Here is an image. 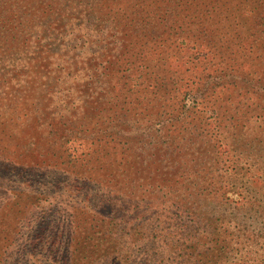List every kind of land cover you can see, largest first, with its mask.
<instances>
[{"label": "trees", "instance_id": "trees-1", "mask_svg": "<svg viewBox=\"0 0 264 264\" xmlns=\"http://www.w3.org/2000/svg\"><path fill=\"white\" fill-rule=\"evenodd\" d=\"M252 1L0 0V61H8L0 68L46 74L45 82L57 83L51 74L61 73L63 64L54 61L66 48L82 72V131L99 111L90 107L96 105L89 103L96 92L92 84L99 92L116 80L129 98L125 111L135 114L119 124H94L103 141L82 144V184L66 186L63 195L56 172L43 182L35 179L42 171L32 169L27 157L5 162L0 264H226L238 238L243 244L261 235L264 140L255 134L264 131V119L257 126L253 109L243 110L240 133L238 123L215 118L211 128L217 133L206 138L210 127L194 122L187 103L175 114L169 106L181 92L201 99L212 88L219 97L235 85L217 79L221 72L238 76V10ZM256 3L250 27L262 34L264 0ZM257 56L263 74L258 79L264 80V57ZM184 62V71L176 73ZM52 93H38L35 106H48L40 101L54 99ZM161 115L164 127L153 130ZM228 122L246 137L249 153L243 159L254 169L240 186L254 194L244 203L224 201L223 156L208 154L218 138L231 145ZM140 123L154 132L152 138ZM230 133L235 136L232 128ZM69 190L81 191L82 200ZM239 206L248 210L242 225L247 230L238 229Z\"/></svg>", "mask_w": 264, "mask_h": 264}, {"label": "rangeland", "instance_id": "rangeland-1", "mask_svg": "<svg viewBox=\"0 0 264 264\" xmlns=\"http://www.w3.org/2000/svg\"><path fill=\"white\" fill-rule=\"evenodd\" d=\"M256 6L257 3L254 0L248 3L245 9L238 10V76L233 71L227 75L226 72H221L224 77L217 79V82H222L224 79L234 80L235 85L220 91L221 96L219 97H216L217 93L212 88H209L207 94L201 99L190 95L184 97L181 92L174 96L169 105L170 113L175 114L179 107L187 103L192 115L196 118L194 122L200 123L202 128L210 127L206 138L210 134L214 136L213 134L217 133L216 129L211 128L215 118L219 120L229 118V121L238 123L236 127L238 126V131L241 133L243 110L253 109L250 114H253L258 120L255 125L259 126L263 122L260 118L264 119V80L263 78L262 80L258 79L263 74H260L262 69H259L261 65L257 55L260 54L264 57V32L262 34L252 32L250 27L253 23L251 15L253 14L254 18ZM259 44H263L261 48ZM58 54L59 57L54 62L63 64V69L61 73L51 74L52 77H58L57 83L45 82V79L49 80L46 74L22 73L18 67L0 68V123L4 119L7 120L6 124H0V168L4 167L7 160L17 162L20 156H25L28 163L35 166L32 169L42 171V174L35 175L36 180L42 179L44 182L49 173H51L50 176H53L52 174L56 172V177L60 180L59 187L64 189L66 186L68 188L75 184H82V173L80 172L86 167V165H82L87 160L82 151L84 148L82 144L86 145L88 141L96 140V138L103 141L102 134L97 132L94 124L100 120L103 123L112 120L110 121L111 125L119 124L127 118L130 120L131 114L134 113L130 114L125 111L128 108L129 98L126 96L124 87L117 88L116 80L100 87L99 92H97L96 85L92 84L96 92L90 95L92 101L89 103L96 105H90V107L94 109L98 106L99 111L94 121L89 124L90 128L82 131V103L85 100V95L82 93V72L76 71L80 70L79 63H75L69 58L68 49L64 48ZM215 60L217 61V57ZM1 62L8 63L6 60ZM218 63L222 69L226 64L221 54ZM187 64L184 62L175 69V72H183ZM7 78L14 80L8 82ZM26 78L34 81L26 82ZM40 82H42L41 86ZM50 88L54 91L52 93L54 99L51 97L48 102L40 101L41 105H48L45 108L42 106L40 110V107H36L34 103L36 95L42 90L46 91ZM45 98L47 100V97ZM43 118H46L45 122L41 121ZM157 118L161 122H157L156 127L152 126L153 130L162 129L166 122L163 115ZM51 119H55L56 124H50ZM83 121L89 123L86 118ZM140 124L152 138L154 132L151 129H145L149 126ZM262 124L264 125V123ZM227 128L229 135L227 141L232 146L224 147L222 138H218L217 143L216 141L212 142L215 147L210 148L208 154L223 156L224 162L221 166L224 170L223 183L226 187V193L222 197L224 201L228 198V202L238 200V202L244 203L254 194L248 195L249 191L240 186L248 182L254 169L243 159L247 158L249 153V147H245L243 143L247 142L246 137H239L238 132L230 126L229 122ZM231 128L235 136H230ZM144 130L142 135L150 138L144 135ZM128 133L131 134L129 131ZM258 133L255 135H259L264 140V131L261 130ZM86 150L88 151V149ZM67 188L63 190L62 195ZM70 193L78 202L82 200L81 191L73 190L72 192L69 190L66 194ZM247 211L245 207L239 206L238 223L241 222V224L238 229L240 231V227L244 228L243 222L248 221ZM244 229L247 230V228ZM239 240L240 238H238V242L235 241L234 245V248L238 247L235 248L237 251L231 253V261L229 260L226 264H264V230L261 235L250 239L249 243L243 242L242 244L239 243Z\"/></svg>", "mask_w": 264, "mask_h": 264}]
</instances>
